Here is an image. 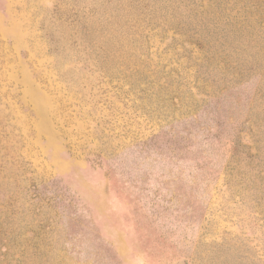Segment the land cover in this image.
<instances>
[{"label":"rangeland","instance_id":"rangeland-1","mask_svg":"<svg viewBox=\"0 0 264 264\" xmlns=\"http://www.w3.org/2000/svg\"><path fill=\"white\" fill-rule=\"evenodd\" d=\"M0 264H264V0H0Z\"/></svg>","mask_w":264,"mask_h":264}]
</instances>
